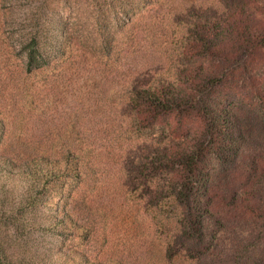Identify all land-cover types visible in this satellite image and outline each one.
Returning a JSON list of instances; mask_svg holds the SVG:
<instances>
[{
	"label": "rangeland",
	"instance_id": "374dc122",
	"mask_svg": "<svg viewBox=\"0 0 264 264\" xmlns=\"http://www.w3.org/2000/svg\"><path fill=\"white\" fill-rule=\"evenodd\" d=\"M73 1L63 15L85 21L88 1L79 0L76 8ZM109 1H123L128 8L110 13L102 0V19L110 15V24L102 21L101 30L90 17L81 43L76 35L61 61L29 72L6 22L10 0H0V115L6 127L0 152L61 158L71 150L83 171L66 183L70 197L53 193L50 199L54 209L59 205L70 211L78 229L31 232L23 239L11 231L13 239L40 253H84L95 264H209L194 253L171 257L165 245L139 235L131 219L137 207L124 201L131 186L129 169L145 163L157 138L168 147L201 129V105L189 112L151 113L131 87H156L162 76L180 92L192 94L195 102L219 97L226 106L233 99L253 120L264 83L259 71L264 65V38L259 35L264 31V0ZM16 3L20 12L18 3L24 9L26 0ZM209 22L218 30L204 38ZM101 31L102 52L94 50ZM218 33L225 38L217 40ZM253 48L257 53L250 55ZM242 57L248 58L247 69L237 62ZM258 207L243 204L229 211L216 260L264 264V208Z\"/></svg>",
	"mask_w": 264,
	"mask_h": 264
},
{
	"label": "trees",
	"instance_id": "16d2710c",
	"mask_svg": "<svg viewBox=\"0 0 264 264\" xmlns=\"http://www.w3.org/2000/svg\"><path fill=\"white\" fill-rule=\"evenodd\" d=\"M69 1L26 0L24 9L18 3V12L17 0H10L6 22L25 54L27 71L42 70L61 61L76 35L80 43L83 41L90 17L91 24L101 30L102 21L105 26L110 24V15L102 19V0H87L89 17L85 21L63 15ZM106 1L110 13L128 8L123 1ZM73 4L76 8L80 1L74 0ZM207 26L204 38L218 30L213 22ZM256 30L250 35H256ZM259 35L264 38V31ZM221 37L225 38L218 33L216 39ZM100 38L94 50L102 52V31ZM247 43L253 46L251 39ZM254 48L248 51L250 55L257 53L258 48ZM247 60L242 57L237 62L240 66L244 63L242 68L247 69ZM255 60L251 59V63ZM259 71L264 74V65ZM156 83V87H131L138 103L151 113L164 114L189 112L201 105L202 127L182 142L171 141L168 147L157 138L151 155L144 157L145 163L129 169L131 186L124 201L137 207L131 219L139 235L165 245L171 257L194 253L199 260H210L209 264H227L215 257L227 230L229 211L243 204L264 208V83L257 92L259 104L254 108L253 120L233 99L226 106L219 97H200L195 102L192 94L180 92L162 76ZM5 128L0 115V134ZM82 175L79 156L71 150L61 158L0 152V264L96 263L84 253H54L51 249L40 253L38 248L25 247L13 239V234L23 239L31 232L68 233L78 229L80 225L70 211L59 205L54 209L50 199L53 193L70 197L72 189L66 193V183ZM99 264L108 263L106 260Z\"/></svg>",
	"mask_w": 264,
	"mask_h": 264
}]
</instances>
